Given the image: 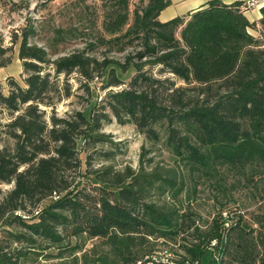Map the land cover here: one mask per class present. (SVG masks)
Returning <instances> with one entry per match:
<instances>
[{
    "label": "trees",
    "instance_id": "trees-1",
    "mask_svg": "<svg viewBox=\"0 0 264 264\" xmlns=\"http://www.w3.org/2000/svg\"><path fill=\"white\" fill-rule=\"evenodd\" d=\"M172 1L131 12L130 0H100L99 22L53 28L46 47L34 20L13 35L23 79L0 83V264H264V196L252 224L219 208L205 228L178 200L202 183L225 196L229 175L248 187L264 178V7L258 24L221 0L160 22ZM76 40L82 49L58 51ZM9 51L0 41V57ZM130 70L126 87L58 117L71 75L90 95L95 79L118 88ZM112 120L171 163L142 148L137 169H117Z\"/></svg>",
    "mask_w": 264,
    "mask_h": 264
},
{
    "label": "rangeland",
    "instance_id": "rangeland-1",
    "mask_svg": "<svg viewBox=\"0 0 264 264\" xmlns=\"http://www.w3.org/2000/svg\"><path fill=\"white\" fill-rule=\"evenodd\" d=\"M148 0H130L129 8L132 12L134 8L141 4H146ZM101 3L100 0H0V41L3 48H10L11 51L0 57V62L8 57L11 63L0 68V83L7 90V80L12 78L19 84H22L23 69L22 62L18 59V45L11 44L14 34H19L20 30L26 25L28 20H34L38 29V37L36 43L40 46H48V39L51 37V30L56 27L77 26L80 20H83L85 27L88 26V20L100 21ZM94 32H92V35ZM257 37V34L253 33ZM83 41L76 40L68 42L58 47V51L62 54L69 53L75 49H82ZM103 52L99 51L98 56ZM109 57L122 60L121 54H109ZM152 74L161 80H169L174 83L175 87H185V85L171 75L159 74L158 68L152 70ZM133 72L130 70L127 74L121 76L125 83L118 88L103 89V80L95 79L90 85V95L86 89L81 86L76 75L69 77V83L72 88V96L63 100L56 109L58 117H64L65 114L74 111H82L87 105V100L91 102H99L105 97L109 90H118L126 87ZM6 113L0 115L5 118ZM103 131L113 136V141L120 144L121 151L112 163L117 169L129 166L137 169L140 163V155L142 148L150 150L145 160L153 158L156 164L168 165L171 163L169 154L161 144L153 145L144 139L132 125L119 126L114 120L104 126ZM95 163V162H94ZM94 165H97L95 163ZM255 187H248L246 183L238 182L231 175L227 178L226 195H218L211 189L207 183H202L198 187L197 195L192 198L191 192L183 194L179 197L182 203H189L191 208L198 216V223L205 228L210 225L219 208H223V218L232 217L233 214H244L245 221L252 224L253 217L260 212L259 207L262 204L260 196H264V178H257ZM257 188V189H255ZM3 190L9 189L2 186ZM239 209L240 212L233 211ZM228 210V211H227ZM94 241H89L86 248H89ZM169 256L162 257L166 261Z\"/></svg>",
    "mask_w": 264,
    "mask_h": 264
},
{
    "label": "crops",
    "instance_id": "crops-1",
    "mask_svg": "<svg viewBox=\"0 0 264 264\" xmlns=\"http://www.w3.org/2000/svg\"><path fill=\"white\" fill-rule=\"evenodd\" d=\"M211 0H173L172 4L164 9L158 17L160 22H167L179 16H185ZM249 0H221L225 5H232L235 3L244 4ZM244 16L250 23L258 24L261 19V12L259 9H251L244 12Z\"/></svg>",
    "mask_w": 264,
    "mask_h": 264
},
{
    "label": "built area",
    "instance_id": "built-area-1",
    "mask_svg": "<svg viewBox=\"0 0 264 264\" xmlns=\"http://www.w3.org/2000/svg\"><path fill=\"white\" fill-rule=\"evenodd\" d=\"M264 7V0H249L242 6V10L248 11L251 9H261ZM215 242L211 244V247L215 246ZM167 264H175V263H167Z\"/></svg>",
    "mask_w": 264,
    "mask_h": 264
}]
</instances>
